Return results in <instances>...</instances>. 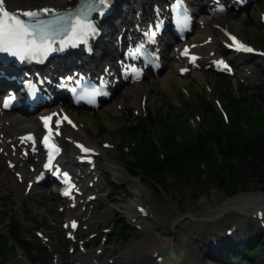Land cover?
Listing matches in <instances>:
<instances>
[{"label":"rangeland","instance_id":"374dc122","mask_svg":"<svg viewBox=\"0 0 264 264\" xmlns=\"http://www.w3.org/2000/svg\"><path fill=\"white\" fill-rule=\"evenodd\" d=\"M36 0H28L29 3L35 2ZM228 18V16H226ZM229 24L230 27L233 28V23L238 22L241 20L242 27L240 26L238 31L245 33L246 35H249L256 40L260 38H264V27H260L257 25V15L256 12L247 9L243 13L237 14L235 18L229 16ZM244 21H246L244 23ZM250 21V22H248ZM248 23V24H247ZM235 31V30H234ZM253 40V41H254ZM258 44H263L264 40H258ZM256 43V44H257ZM169 69H171V65L169 64L166 69L162 71L161 74H164ZM198 80V75H194ZM190 79H185L181 82H183L185 85L188 84V86L192 87V83H189ZM254 81V80H253ZM169 88H162L163 86H159L156 80H146V83L144 85L146 86V91L149 94V98H153L155 101V105L158 103L159 99H163V95L157 92L166 91L169 93V98L172 99V102L175 103V99L173 98V94L175 89V84L170 81ZM196 84V83H195ZM262 96H253L254 93H252L247 99L253 102V104L256 105L254 107H249L248 105L244 104V108L242 109L244 115H253L254 117L259 116L260 114L264 113V90H262ZM157 93V94H156ZM163 94V93H162ZM189 97H192V93H188ZM185 97H187L185 95ZM257 98V99H255ZM246 99V100H247ZM105 109H102L98 112V114L101 115L103 118V121H105L104 127L109 132V136H112L110 139L108 136H104L105 139L111 141L113 144H116L115 137L117 134V129L120 125V119L117 117H113L114 115L117 116L114 112H111L109 108L106 106ZM190 108V110L187 111L189 114H183V116H176L172 117L173 121L169 122L170 128L172 129L173 133L170 131L168 138L166 140V143L168 144L170 139L174 137L176 140L186 139L187 137L184 136L187 134L193 142L200 143V140H198L197 134L193 130H203L204 125L208 126V134L211 132V127H218L221 130V133L230 131L234 126L233 124H240L243 122V120H237L235 117H233L232 121H229V123L223 122V121H216L214 115L210 116V121L205 123H198L197 116H202L201 110L198 111V107H195L193 109V106L187 107ZM105 110H109L110 112H106ZM191 114V115H190ZM82 116V114H80ZM192 116H195V120L192 119ZM171 118V117H169ZM177 121V122H176ZM216 121V122H215ZM176 122V124H174ZM192 126V129L189 126V123ZM211 122H215V124L212 126ZM155 124L153 123L152 127H154ZM164 130V129H163ZM156 132L158 130L156 129ZM120 134V133H118ZM207 134V135H208ZM106 135V134H105ZM121 135V134H120ZM172 142V141H171ZM173 143V142H172ZM222 146L226 145V139L223 138L221 141ZM165 145V143H163ZM210 145L211 151L209 155H206L207 159L214 158L216 156L222 155V161H223V168L219 170L216 168L221 174H223V170H228L227 174H223V176H230L231 175H238L239 176V182L234 185V189L228 191L225 189H221L220 186L213 180V176L211 175L213 173V169L211 168L209 164V169L202 168V181L196 180L197 172L195 170V163H192L191 161H181L177 164L176 168L173 163H170L169 158L164 155V162L168 158V162L162 167V171L159 175H154V179H157V183L149 182L148 180L143 179V177H139L138 175H134V177H130L126 174L124 167L121 163H113L115 165L114 168L110 169V181L116 182V185L121 184V186L124 188V190L115 189L113 190L112 194V200L105 203L101 209H100V215L104 217H108L109 220H117L119 224H124L125 228L127 230V236L126 239L120 240L119 237L113 236L110 239V242L113 243L115 247V253L113 254V257L115 258V264H119V259L122 254V251L126 246L129 244H132L134 241H137L140 239V236H138L137 230L132 228L133 224L128 223L126 217H124L125 211H128L130 209V206L132 207V203L135 202V200H142L146 201V203L152 208L153 216L152 218H149L144 222V227L147 226H153L156 224L158 227L163 228H170L169 227V219L172 217L179 216L180 218L186 216L185 212L187 210H196L197 212H201L203 208H206L205 201L203 199L209 200L211 202L212 199H214V196H219L221 199L233 197L236 194L239 193H253V192H260V194H264V188L260 184L258 180H256L252 175H250V168L247 164L240 160H236L234 158L227 159L223 156V153H227V149L220 150L219 146L215 141H210L207 146ZM114 152H116L113 149ZM184 159V158H183ZM250 159V158H248ZM196 160H203L206 159L203 158V156L195 158ZM212 161V160H211ZM249 161V160H248ZM209 163V162H208ZM250 163L251 162L250 160ZM214 165V163H213ZM198 166V165H197ZM196 166V167H197ZM199 167V166H198ZM200 168V167H199ZM218 172V173H219ZM149 178V177H146ZM235 180V179H234ZM241 180V182H240ZM228 182V180H227ZM39 193L38 190L33 194V196L30 198V202L27 205V208L32 212V214H35V218L38 222L45 221L47 218H54L50 206L53 204L49 201V198H47L44 193ZM203 201V203H202ZM9 206V207H8ZM11 204L7 201L4 202V204H0V208H4V212L10 211ZM25 209V206L23 207V210ZM162 212H166V214H162ZM3 213V209H2ZM17 215H19L17 213ZM22 220L16 217L18 219L21 227H22V233L25 237L31 239V233H30V226L26 227L25 225H28V221H24V216H18ZM187 217V216H186ZM13 218V217H12ZM15 219V218H14ZM235 217L233 218H224L222 220L217 221L214 225H211L207 227L204 231L199 233L200 235H194L195 240L193 245H200L202 243V249L207 250L205 247L206 241L205 239L211 234L213 235L217 229L218 226H227L230 222L235 221ZM154 222V223H153ZM5 220L2 224H0V228H4ZM6 229V228H5ZM3 233L4 229H2ZM153 233L154 232L153 230ZM248 234L243 235L242 240H244L247 237ZM33 242V240H32ZM204 244V245H203ZM194 246V247H195ZM237 246V245H236ZM230 248L227 246H223L221 249L215 251L220 253V259L223 260L222 263H228V264H235L236 261L227 259V253ZM209 252V251H208ZM224 253H226L224 255ZM207 254V253H206ZM257 260H260V257H263L264 254L262 253H256ZM46 256V253L43 254ZM224 256V257H223ZM45 258V257H44ZM29 258L27 256H24L20 249L16 246L10 247L8 251L6 252H0V264H31L28 260ZM46 259V258H45ZM239 264L241 263L238 261ZM207 263V262H206ZM219 262H216L218 264ZM34 264V263H33ZM39 264H49L48 261H44L43 263ZM208 264H215L212 263V261H208ZM245 264V263H244Z\"/></svg>","mask_w":264,"mask_h":264},{"label":"bare ground","instance_id":"6f19581e","mask_svg":"<svg viewBox=\"0 0 264 264\" xmlns=\"http://www.w3.org/2000/svg\"><path fill=\"white\" fill-rule=\"evenodd\" d=\"M49 2L50 4H63L67 0H43ZM42 3V0L39 1ZM11 4H17L24 6L27 4V0H10ZM220 19V18H217ZM212 19L210 16H205L203 19V27L194 29L193 40L196 42L201 41V38L205 36H210L212 33L219 35V31L213 30L210 26ZM242 27L241 21L234 22L233 27L237 29ZM209 47V46H206ZM210 49V48H207ZM165 66L167 64L168 56L167 53ZM174 70V69H173ZM173 70H169L162 74L158 75L157 83L160 86H169V79L173 81L180 82L179 78H174L170 73ZM169 72V73H168ZM176 79V80H175ZM143 80L136 83L132 88L131 93L135 98L139 93H144ZM16 121L13 122V127H16ZM206 204L201 212L196 210H187L185 212L186 216L183 217H172L169 219L168 229L163 227H158L156 224L153 226H148L146 230H143L138 236L140 239L134 241L132 244H129L124 248L120 256L119 264H154V259L151 257L152 254L156 252H165L168 249H171L174 254L179 258V263L173 264H208L207 259H210L212 263L216 264V260H212L213 255L211 252H208L205 249H197L196 247H202V245H193L195 237L194 235H200L207 227L214 225L217 221L222 220L226 217L238 219L236 223L239 228H242L246 222L247 213L250 211L254 213L264 203V198L260 192L253 193H239L233 197L221 199L219 196H214V199L209 200L203 199ZM202 201V203H203ZM257 207V208H256ZM166 214V212H162ZM253 214H250L252 218ZM130 218L134 217L133 215L129 216ZM235 222V221H233ZM154 223V222H153ZM232 223V222H231ZM259 226V225H258ZM230 228V227H227ZM225 228V229H227ZM224 229V230H225ZM260 229V226H259ZM156 232V235L155 233ZM251 233V231H249ZM238 229H231L226 232L223 231L221 234H215L220 241L219 243L222 246H236L242 243V236H238ZM195 246V247H194ZM207 253V254H206ZM170 261V260H169ZM207 262V263H206Z\"/></svg>","mask_w":264,"mask_h":264},{"label":"trees","instance_id":"16d2710c","mask_svg":"<svg viewBox=\"0 0 264 264\" xmlns=\"http://www.w3.org/2000/svg\"><path fill=\"white\" fill-rule=\"evenodd\" d=\"M261 40L259 37L257 39ZM256 95L254 96H262V91L257 90ZM164 104L167 106L168 110H170V113H168V117H176V116H183V114H179L174 111V108L170 105L169 101L164 98ZM243 104L248 105L249 107H254L256 105L253 104V102L250 100H244L242 101ZM189 110V108H188ZM229 112L232 117H235L237 120H244L248 123L255 122L259 126L262 127L261 132L264 134V124L261 122V118L254 117L253 115H244L242 109L238 105H232L229 106ZM217 121V118H215ZM215 121V122H216ZM154 121H151L149 123L150 126L153 125ZM177 122V121H176ZM174 122V124H176ZM158 126L163 127V124L160 121L155 122ZM233 128L230 131H226L221 133L220 128L218 127H211L210 134L206 135L202 138L200 137V143H195L192 141V139L185 134L186 139H179L176 140L174 137H172L168 144L161 145V152H163L166 157L169 158L170 163H173L175 165L174 168H176L177 164L181 161L187 160L191 161L192 163H195V158L203 156L204 159H206L207 163L211 164L213 166L212 158L207 159L206 155L210 154L211 148L208 143L212 140L217 143L220 150L227 149V153H223V156L227 158L228 160L231 158H234L236 160H240L247 164L250 168V174L259 177V179L264 184V136L261 135L257 137V139L253 140V138H250L249 131L246 129H243L240 124H233ZM171 132L173 133L172 129L170 128ZM143 129L136 128L134 131L127 130V135H137L143 136L142 141L148 138V134H145L142 132ZM226 139V145L222 146L221 141L222 139ZM256 138V137H254ZM173 143H172V142ZM167 160L160 161L158 156V151L154 150L152 153L146 154L139 162L138 164L133 168V170L137 171L139 174L146 176V177H154V175H159L162 171V167L168 162ZM184 158V159H183ZM250 158V159H248ZM165 160V158H164ZM249 160V161H248ZM251 162L253 163H250ZM195 170L197 172L196 180L202 181V172L197 169L196 166ZM177 170V168H176ZM133 172V171H131ZM216 169H213V173L211 174L213 176V180L222 188L228 191L234 189V185L239 182V176L238 175H228L223 176L221 172H219ZM230 177V178H228ZM235 179V180H234ZM228 180V182H227ZM241 182V180H240ZM7 237L14 240L21 248L26 252V254L30 257L32 260L33 256L30 255V247L23 241L19 239L18 231L15 227V224H11V229L7 230ZM6 244V236L4 234L0 233V251L3 250L4 245Z\"/></svg>","mask_w":264,"mask_h":264},{"label":"snow or ice","instance_id":"6c2138e0","mask_svg":"<svg viewBox=\"0 0 264 264\" xmlns=\"http://www.w3.org/2000/svg\"><path fill=\"white\" fill-rule=\"evenodd\" d=\"M95 5H99L96 7ZM108 5V0H85L84 5L75 13H69L67 16L58 14L54 9L41 8L37 10H17L12 11L6 7V0H0V53H7L13 57H17L23 61L40 60L46 58L49 53L58 50L53 47L55 37L62 32L68 34L71 42L83 40L87 36L96 32L93 22L88 19L92 11H98L100 15L104 14V8ZM51 14L53 19H41L42 15ZM66 25H70L66 27ZM154 35V33H153ZM237 50L244 52H253L254 49L248 47L235 37H232ZM64 47L63 42L59 50ZM137 52L139 49L136 50ZM186 54V53H185ZM195 59V58H193ZM217 63H223L218 61ZM227 69L228 66L224 65ZM230 70V69H229ZM96 93H92L94 96ZM4 106H8V99L5 100ZM45 120L49 118H43ZM22 140L25 138H21ZM27 139H32L31 136ZM47 142L48 137H45ZM85 153H90L92 150L84 148L83 145H78ZM55 151V145H51ZM52 154H49V163L44 167H50ZM66 175V174H65ZM40 179V177H37ZM31 187V185L29 186ZM65 196L70 195V190L64 192ZM143 211V209H141ZM72 227H76V222H72Z\"/></svg>","mask_w":264,"mask_h":264},{"label":"water","instance_id":"95a60500","mask_svg":"<svg viewBox=\"0 0 264 264\" xmlns=\"http://www.w3.org/2000/svg\"><path fill=\"white\" fill-rule=\"evenodd\" d=\"M171 253V252H170Z\"/></svg>","mask_w":264,"mask_h":264}]
</instances>
